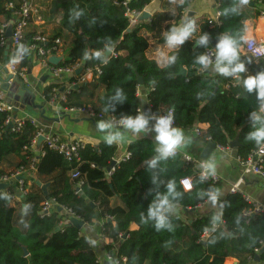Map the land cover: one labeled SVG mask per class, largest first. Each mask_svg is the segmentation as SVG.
Wrapping results in <instances>:
<instances>
[{"label": "trees", "instance_id": "trees-1", "mask_svg": "<svg viewBox=\"0 0 264 264\" xmlns=\"http://www.w3.org/2000/svg\"><path fill=\"white\" fill-rule=\"evenodd\" d=\"M125 1H46L44 19L50 22L60 16L58 29L50 40L59 38L67 44L66 35L71 37V47L65 48L64 58L57 66L82 64L84 70L95 67L101 70L98 77L94 71L90 82L72 89L62 107L91 106L116 119L122 115H135L142 104L137 90L143 87L149 92L148 103L154 114L165 115L173 109L175 126L185 131L207 124L209 127L200 139L207 142L210 138L220 147H229L231 142L237 141L238 155L246 159L259 148L245 139L251 130L249 113L258 104L256 96L247 93L242 82L226 88L230 77L201 71L194 63L195 57L207 49L199 47L195 40L202 32L216 40L222 33L244 35L245 23L257 19L264 11V0H244L243 3L241 0H216L221 13L220 26L210 28L209 21L204 20L200 24V34L195 33L184 45L169 53L176 56L171 66H161L154 56L148 55L151 41L164 45L162 33L181 22L193 0L181 1L176 18L160 13L150 21L139 19L135 24H131L126 15L127 8L137 14L143 13L153 0H130L127 7L123 4ZM11 2L18 9L23 0H0V23L12 20V12L6 10V5ZM232 7H238L237 14L228 11ZM76 12H81L78 19ZM35 35V32L27 34V40ZM242 44L243 40L239 48ZM105 45H110L113 55L106 56ZM95 50H105L103 59L92 58ZM85 52L89 53L88 59H85ZM249 61L250 74L264 70V59ZM29 62L30 58H25L21 66L28 67ZM181 68H186L191 75L179 76ZM81 76L77 74L71 82ZM139 78H142V84ZM57 87L51 84L44 89L47 101L51 100ZM117 88L122 90L126 100L116 104L115 111L105 112L103 109ZM101 89L102 94L96 96ZM5 119L6 115L0 113V131H3L0 167L12 157L20 161L9 173L0 170V177L11 178L22 170H34L39 179L51 182V189L45 197L36 185L28 189L27 181L23 180L24 202H18L16 207L11 205L4 192H0V264H99L95 250L79 229L73 224L60 229L61 221L67 216L57 210L50 217H41L42 204L48 199H54L88 226L94 224L98 215L91 205L97 206L101 215L108 219L103 234L121 244L123 250L117 256L126 257V264H223L228 257L236 258L239 264H264V213L245 217L250 204L240 193L219 197L223 206L219 228L212 222L216 215L214 209L192 219L172 215L171 230L157 231L153 222H142L141 216H146L156 192H164L169 181H174L181 193L177 200L179 210H193L210 202L206 196H200L201 192L216 190L221 193V182H201L198 170L187 165L181 156L160 161L156 169H150L145 161L156 156V145L144 138L132 142L128 147L129 158L116 166L111 164L117 146H108L105 142L98 147L85 145L71 161L47 148H44V154L36 157L25 148L30 146L39 129L33 122L25 121L20 132H11L4 126ZM108 168L114 169L111 176L107 175ZM75 170L80 172L77 179L72 177ZM153 176L158 177V186L153 185ZM185 178L192 179L193 187L189 191L181 183ZM78 183L82 185L77 187ZM10 196H13L12 192ZM113 197L119 198L121 206L111 205ZM22 204L26 205L24 209ZM132 223L138 226L136 231L130 230ZM124 235L127 238L123 240ZM246 247L250 248L236 252ZM25 249L27 257L24 256Z\"/></svg>", "mask_w": 264, "mask_h": 264}, {"label": "crops", "instance_id": "crops-1", "mask_svg": "<svg viewBox=\"0 0 264 264\" xmlns=\"http://www.w3.org/2000/svg\"><path fill=\"white\" fill-rule=\"evenodd\" d=\"M181 1L182 0H180V2L178 3L177 0H153L144 11L151 14V17L149 19H142V16L144 14L143 12L137 20L139 21V19H141L150 21L153 16L158 15L160 13H164L171 18H176L177 8ZM33 8L34 11L37 13L33 15L32 21L30 22L28 27L27 34L35 32L36 34H44L50 38L58 29V26L60 24V16L56 17L53 21H51V23H48V21L42 18L40 14L42 13L43 15V13L47 11L46 7H42L40 10L39 8H37V5L34 1ZM262 9L264 10V7H262ZM173 10H175V15H172ZM217 11L218 3L216 0H193L189 8L184 12L182 19L184 17L194 18L198 25V30L196 33L200 34V24L204 22V20L215 19ZM261 17L262 16L260 15L257 19L248 20L245 23V39H243V41L254 35H264V19H262ZM166 24L167 22L163 23L162 27L164 28ZM9 34L10 32L8 31V36L10 37ZM66 36L69 42H71V37H69L68 35ZM213 40L216 39L210 37L211 45ZM62 43V54L59 57L61 61L64 58V50L66 48V45L64 46L65 43L63 40ZM163 47V44H159L156 41H151V48L148 52V55H152L157 59V52ZM5 56L8 62L13 57V51L10 45L7 51L5 52ZM240 57L241 60H243L245 63L249 61V58L244 54H241ZM5 63L6 60L4 57V59L0 60V65L5 66ZM81 73L83 74V71H79V74ZM27 74L28 82L30 85L29 91H31L36 98L33 105L28 102V100H30L29 96L25 95L23 97H20L19 87L15 84L11 86L9 92H5L0 89V95H2L8 102L16 106V114L19 119H22L24 121H31L42 133L58 134L64 141L67 142H80L84 145H90L93 147H98L101 143H104L105 133H102L96 129V124L100 120H90L85 117L69 116L60 109H56L55 107L51 106L49 101H47L44 97V89L51 84L58 85L57 90L59 92L68 89L72 85L71 76L62 75L58 78H54L50 76L36 60L32 59H30ZM210 74L214 76H219L211 70ZM3 76L4 78H7L6 75L3 74ZM77 88L78 87H74L73 89ZM139 90L140 91L138 97L142 101L141 106L145 109V111L146 109H149V113L146 114L153 115L154 113L148 107V90L143 87L139 88ZM102 92V89L99 90L96 93V96L101 95ZM40 106L43 109H40ZM208 127L209 126L207 124H199L193 130H184L186 136L190 138V141L182 149L178 150V152L181 155H189L194 159L201 160V155L206 149L208 141L206 142L200 139V136L196 134L195 130L199 129L202 135L205 133ZM125 135L126 139L123 142H121L120 144H115L117 146V152L113 159V162H115L114 166L119 165L122 161L126 159V156L128 154V147L132 142L145 138L150 139L156 145V142L154 140V133H149L139 137H134L131 133H126ZM44 148V141L39 138L35 149L33 150V153L36 157H39L44 154ZM209 159L214 160L217 165L216 174L221 180L220 182L222 188L220 198H224L227 194L231 193L230 190L235 185L238 187L239 190H241V192L249 196L251 200L259 203L260 205H262V207H264V180L252 174L251 172L244 170L240 166L237 148H232L231 145L229 146V148L222 151L216 148L207 160ZM19 161V158L12 157L0 167V170L5 173H9L17 166ZM21 177H23V180L27 181L28 189L32 185H36L43 195L44 193L38 183H40L42 186L48 185L47 192L49 194V191L51 189V182H46L47 180L45 178H42V180L39 179L34 170L27 171L26 173L21 175ZM17 178L18 177L16 176L12 177L11 179H9V182L6 183L10 184V186L4 190L0 189V192H4L7 199H9L11 205L15 207L18 202H24V195L20 189V180H18ZM0 185H2V183H0ZM10 192H12L14 197L11 196L10 198H8L10 196ZM111 205L121 206L119 198L113 197L111 199ZM25 207L26 205L22 204V208L24 209ZM95 209L98 214L97 219L95 220L92 226L84 224L83 227L80 229L81 235L87 239L89 245L92 246V248L95 250L99 264H114L113 262L108 260V255H116L119 251H122L123 248L120 243H116L113 239L104 236L103 226L104 223L108 221V219L101 215V212L100 210H98L97 206L95 207ZM212 209H214L216 214L221 213V204L220 206H214L211 204L210 201L207 203L200 204L193 210L185 211L177 209V212L174 214V216L176 215L182 219H192L197 218L200 215L207 214ZM20 214H23V212H21ZM137 229L138 226L135 223H132L130 225L131 231H136ZM247 248L250 247L243 248L242 250L236 252L243 251ZM163 251L168 252L167 250ZM191 254H197V252H192ZM226 262L227 264H239V261L234 257H229Z\"/></svg>", "mask_w": 264, "mask_h": 264}, {"label": "clouds", "instance_id": "clouds-1", "mask_svg": "<svg viewBox=\"0 0 264 264\" xmlns=\"http://www.w3.org/2000/svg\"><path fill=\"white\" fill-rule=\"evenodd\" d=\"M179 3L180 0H177ZM244 0H241L243 3ZM232 14L238 13V7H232L228 10ZM175 10L172 15H175ZM81 12L75 13V18H79ZM198 30V25L194 18L184 17L179 24L172 25L168 30L162 33L164 47L157 52L158 63L161 66H171L176 61L175 55L169 53L180 48L189 39H191ZM245 39L244 35L234 36L222 33L217 37L215 45L211 50H206L195 57L194 63L200 66L201 71L211 70L222 77H234L249 94H255L258 101L256 109L249 113L248 119L251 122V130L247 133L245 139L252 141L261 149H264V70L255 74L244 76L241 81V74L246 73V63L241 60L239 43ZM195 43L208 49L210 44V35L202 32L195 40ZM105 49L110 51V45H105ZM26 49L21 48L17 59H19ZM85 59L89 58V53L85 52ZM105 50H95L91 56L96 59H103ZM106 62V61H105ZM250 62V61H249ZM126 100L122 90L117 88L115 94L109 97V103L103 109L105 112L115 111L118 103ZM96 129L104 135V142L108 146L120 144L126 139V133L139 137L149 133H154L156 142V156L145 161L148 168L156 169L159 162L174 157L177 151L182 149L190 138L186 136L183 129L174 126V116L171 111L166 115H148L145 111L138 110L135 115H122L117 119H104L96 124ZM217 170L216 162L212 159L202 161L199 165V179L201 182L207 180L210 176H215ZM153 185L158 186V177H152ZM185 190L193 187L192 179L185 178L181 182ZM151 193V189L149 190ZM181 193L177 191L174 181H169L165 186L164 192H156L149 207L146 216L142 214V222H153L157 231L162 229H172L171 216L177 212V200ZM201 197L206 196L213 205L216 204L220 193L216 190L201 192ZM223 206L221 205V208ZM221 218V213L213 217V225Z\"/></svg>", "mask_w": 264, "mask_h": 264}, {"label": "built area", "instance_id": "built-area-1", "mask_svg": "<svg viewBox=\"0 0 264 264\" xmlns=\"http://www.w3.org/2000/svg\"><path fill=\"white\" fill-rule=\"evenodd\" d=\"M128 1L130 0H126L123 3L124 6L127 7ZM33 5H34V0H23L22 4L19 6L18 9L15 8L16 5L13 2L8 3L6 5V10L12 12V20L5 23H0V60L4 59L5 52L7 51L10 45L13 51V57L6 65L9 73L15 76L23 84L25 89L29 90L30 85L28 82V74H27L28 67L21 66V62L25 58L36 60L40 64V66L50 76L54 78H58L62 75H69L71 77H75L78 71L81 72L83 71V74L81 73L82 76L78 78L76 82H72V85L68 89H65L64 91L61 92H59L57 89L53 90L54 95L51 98V100H49L51 106L55 107L56 109H60L65 114L73 117L74 116L85 117L90 120L116 119L111 114H104L97 112V110L91 106L72 107V108L62 107V105L67 101V96L70 94V91L74 87H79L87 82H90L94 77L93 75L94 71H96L97 73L96 77H98L101 74V70L99 67H95V69L84 70L82 64H77L73 67H60L57 65H52L50 63V59L53 57L61 56L63 43L59 38L52 41L50 40L49 37H47L44 34H36L31 40H27V32H28L29 24L32 21L33 15L37 13L34 11ZM126 15L130 17L131 24H135L137 19L142 15V13L137 14L135 12L130 11L127 8ZM220 16L221 13L217 11L215 15V19H208L210 28L215 29L220 26V21H219ZM261 16H262L261 18L264 19V12L261 13ZM8 31L10 32V37L8 36ZM263 33H264V29H263ZM212 47L213 46H210L207 50H211ZM21 48L26 49V52L19 59H17ZM111 52H112L111 55H113L114 54L113 50H111ZM241 54L246 55L251 62H258L264 59V35L261 36L254 35L244 40L242 46L240 47V55ZM246 67H247L246 73L241 74V81L244 76L250 75L251 73L248 62L246 64ZM238 83L240 82H238L236 78L230 77L228 84H226L225 86L226 88H229L230 86L232 85L235 86ZM139 91L140 90L138 89L137 90L138 96H139ZM148 107L150 108L149 103H148ZM143 109L144 108L142 106L138 108V110L140 111H143ZM169 111L173 113V109L168 110L167 113ZM16 112H17L16 106L8 102L2 95H0V113H4L6 115L4 126L6 129H10L11 132L17 133L21 131L25 121L19 119L17 117ZM2 132L3 131H0V137L2 135ZM195 132L198 136L201 135V131L199 129H196ZM39 138H41L44 141L45 148L63 155L68 161L74 159V157L77 156L78 151L84 148L85 146L80 142L64 141L61 138V136L58 134H53V133L45 134L39 131L36 134L33 141L31 142L30 146L25 149L26 150L29 149L30 151L33 152ZM207 141L212 142L210 138H208ZM217 148L222 151L229 147L217 146ZM129 156L130 154L128 153L126 159L129 158ZM175 156H181V158L187 165L194 166L198 170V175H199V165L202 162L201 160L194 159L189 155H183V154L181 155L178 151ZM239 164L244 170L251 172L252 174L264 180V149L258 148L254 150L246 159H242L239 157ZM113 171L114 169L111 168V170L107 172V175L111 176ZM26 172L27 170H22L21 172L16 173L12 177L16 176L20 178L21 175H23ZM72 177L74 179L79 178L80 172L78 170H75L72 174ZM11 178L0 177V183L6 184L9 182V179ZM207 181L217 183L220 182L221 180L219 176L215 174V176H210L207 179ZM81 185L82 183H78L77 187H80ZM20 189L24 195L23 179L20 180ZM230 191L231 193H240L244 197V199L250 204V208L245 211L244 214L245 217H252L254 215L264 213V207H262V205H260L259 203L251 200L250 197L245 195L243 192H241V190H239L237 186L234 185ZM10 197L11 196H9L8 198ZM59 208H61L62 209L61 212L65 216H67L66 219L61 221L60 229H63L69 224H72L73 219H79L78 217H75V215L72 212L67 211L61 206H59L54 199H48L42 204L41 217H46V218L50 217ZM214 227L219 228V226H217L216 224L214 225ZM204 240L205 237H203L202 242H204ZM117 255L118 254L116 255L109 254L108 260L113 262L114 264H126L127 258L126 257L120 258ZM228 259L229 257L225 259L223 264H227L226 261Z\"/></svg>", "mask_w": 264, "mask_h": 264}, {"label": "water", "instance_id": "water-1", "mask_svg": "<svg viewBox=\"0 0 264 264\" xmlns=\"http://www.w3.org/2000/svg\"><path fill=\"white\" fill-rule=\"evenodd\" d=\"M151 17V14L147 13V12H144L143 16H142V19H149ZM10 35V34H9ZM217 40H213L212 41V45L214 46L215 43H216ZM111 50L110 51H106V56H110L111 55ZM5 60H6V63H5V66H2L0 65V89L5 91V92H9L10 88L12 85H16L19 87V95L20 97H23L25 95L29 96V99L28 102L33 105L34 102H35V96L32 94L31 91L25 89V87L23 86V84L15 77L13 76L12 74L9 73L6 65L8 64V61L6 59V56H5ZM61 62V59L59 57H53L50 59V63L52 65H58L59 63ZM7 76V78H4L3 74ZM206 73H210V70H207ZM77 74H79V71L77 72ZM191 73L188 72V70L186 68H181L180 69V72H179V76H182V77H187V76H190ZM139 83L142 84L143 83V80L142 78H139ZM63 91V90H62ZM36 107V106H34ZM41 107V106H40ZM40 109H43L42 107ZM146 113H149V109H146L145 111ZM230 145L232 146V148H238L239 144L237 141H233L230 143ZM217 148V145L214 143V142H208L207 144V147L206 149L204 150V152L202 153L201 155V160H207L209 158V156L215 151V149ZM115 165V162H112L111 166H114ZM111 168H108L107 171H110ZM23 177H20L18 178V180H22ZM38 185L41 187L43 193L45 196H48V192H47V188H48V185H41L40 183H38ZM10 186V184H2L0 185V189L1 190H4L6 188H8ZM212 204V202H211ZM213 205V204H212ZM93 208H95L96 206L94 204L91 205ZM214 206H220V202L217 201L216 204ZM61 208L58 209L59 212H61ZM72 224L77 228V229H81L83 227V225L85 224L82 220L80 219H73L72 220ZM217 226H220L221 224V218L219 221H216L215 223ZM127 238V235H124L123 236V239H126ZM264 251V249L262 250ZM25 252V255L24 256H28V251L25 249L24 250Z\"/></svg>", "mask_w": 264, "mask_h": 264}, {"label": "rangeland", "instance_id": "rangeland-1", "mask_svg": "<svg viewBox=\"0 0 264 264\" xmlns=\"http://www.w3.org/2000/svg\"><path fill=\"white\" fill-rule=\"evenodd\" d=\"M34 1H35V4L37 5V8H39L41 10L42 7H45L47 0H34ZM40 14H41L42 18H44L42 13H40ZM48 23H51V21L50 22L48 21ZM66 43L67 44H64V46L66 45V48L71 47V42H69V40H66Z\"/></svg>", "mask_w": 264, "mask_h": 264}]
</instances>
